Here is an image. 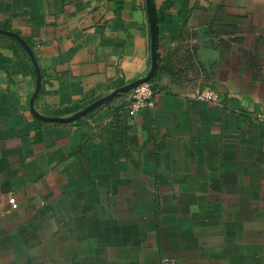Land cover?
Segmentation results:
<instances>
[{"label": "crops", "instance_id": "1", "mask_svg": "<svg viewBox=\"0 0 264 264\" xmlns=\"http://www.w3.org/2000/svg\"><path fill=\"white\" fill-rule=\"evenodd\" d=\"M150 1L155 106L47 121L149 74L148 0H0V264H264V0Z\"/></svg>", "mask_w": 264, "mask_h": 264}, {"label": "built area", "instance_id": "2", "mask_svg": "<svg viewBox=\"0 0 264 264\" xmlns=\"http://www.w3.org/2000/svg\"><path fill=\"white\" fill-rule=\"evenodd\" d=\"M197 87V86H196ZM157 91V81H144L137 84L128 92L126 109L131 115L136 114L143 108H151L155 106V94ZM196 97L210 102H218L217 91L211 87L195 88ZM11 202L16 206L15 199L12 198ZM159 264H178L175 259L163 257Z\"/></svg>", "mask_w": 264, "mask_h": 264}, {"label": "water", "instance_id": "3", "mask_svg": "<svg viewBox=\"0 0 264 264\" xmlns=\"http://www.w3.org/2000/svg\"><path fill=\"white\" fill-rule=\"evenodd\" d=\"M148 3H149V14H150V21H151V28H152V37H153V42H152L153 43L152 66H151L149 74L145 78H143L141 80H137V81H135V82H133L131 84H128V85H125V86H122V87L116 89L110 95H108V96H106L104 98H101L100 100L94 102L90 106L86 107L85 109L77 112L76 114H74V115H72L70 117L59 118V117H54V116H44V115L39 114L38 112H36L35 114H36V116L38 118L43 119V120H47V121H71V120L77 119V118H79L81 116L86 115L91 110L96 108L98 105L110 100L114 96H117V95H120V94H125V93L129 92L132 88H134L137 84H139L141 82H144V81H147L150 78H152V76L155 74V71H156V68H157L158 57H157L156 23H155V19H154V13H153V8H152V5H151V1L148 0ZM5 33H7L9 35H13V33H11V32H6L5 31ZM24 44H25V42H24ZM40 89H41V76L39 75L38 84H37V90H36V92L34 94L33 101L37 97Z\"/></svg>", "mask_w": 264, "mask_h": 264}]
</instances>
